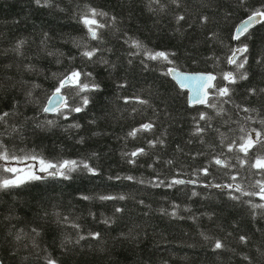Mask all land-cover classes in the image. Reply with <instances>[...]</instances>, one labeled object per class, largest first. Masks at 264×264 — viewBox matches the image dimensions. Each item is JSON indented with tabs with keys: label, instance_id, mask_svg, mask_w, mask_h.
I'll return each instance as SVG.
<instances>
[{
	"label": "trees",
	"instance_id": "trees-1",
	"mask_svg": "<svg viewBox=\"0 0 264 264\" xmlns=\"http://www.w3.org/2000/svg\"><path fill=\"white\" fill-rule=\"evenodd\" d=\"M261 5L264 0H50L47 5L43 0H0V113H14L0 124V143L17 156L84 161L97 170L93 175L80 168L68 179L45 176L0 190L4 264H47L48 258L57 264H264V210L246 203L264 201L205 187L231 183L238 173V182L253 191L251 182L260 178L254 170L240 168L238 154L225 145L239 142L241 128L264 130V24L250 30L248 79L231 86L230 102L217 103L224 109L221 114L190 106L188 92L164 75L173 66L218 79L234 70L227 58L239 42L231 37ZM88 8L108 13L97 18L108 25L101 30V42L90 40L78 22ZM179 15L185 19L177 23ZM129 38L152 51L175 53L174 65L148 61L143 53L131 55L136 49L126 43ZM20 41L24 43L17 49ZM92 47L101 49L96 57H81ZM73 70L91 73L101 90L90 94L84 111L67 119L44 113L59 79ZM63 91L69 103H80L74 89ZM200 112L211 117L200 126L211 127L197 136L194 118ZM145 123L153 129L128 136ZM159 140L163 144H149ZM140 148L146 154L129 163L126 154ZM253 152L264 154V147ZM214 157L236 167L210 166ZM10 162L15 161H0ZM205 167L210 174H198ZM173 179L197 183L166 187ZM160 181L164 184L154 186ZM103 195L125 199L102 201L98 197ZM105 218L112 222L106 225ZM97 232L98 239L88 237ZM81 235L87 238L79 240ZM217 240L222 249L214 248Z\"/></svg>",
	"mask_w": 264,
	"mask_h": 264
},
{
	"label": "snow or ice",
	"instance_id": "snow-or-ice-1",
	"mask_svg": "<svg viewBox=\"0 0 264 264\" xmlns=\"http://www.w3.org/2000/svg\"><path fill=\"white\" fill-rule=\"evenodd\" d=\"M50 0H43V4L47 5ZM156 3H159V0H155ZM173 3L178 4L179 0H172ZM245 0H240V3L243 4ZM37 4H41L42 0H36ZM108 13L97 10L95 8H88L87 11L81 14L78 22L84 27L86 30V35L90 38V40L102 41L101 30L106 28L108 25L106 23L101 22V20L97 19L98 17H107ZM177 23L184 20L185 17L183 15H179L177 18ZM207 19L206 17L204 18ZM112 21H115V17L112 18ZM264 24V5L254 9L241 23L235 28L234 33L231 37L234 41L239 42L238 46L234 47L231 50V55L227 58V63L229 65L234 66V70H229L226 72H222L219 74V79L217 75L212 73H197V74H189L179 71L176 67H168L164 72L165 76H170L176 83L179 85L180 89H187V101L190 106L195 105H203L207 108L216 109L217 114H221L224 109L217 108V103H228L230 102V98L233 92L232 85L238 83L241 80L248 79V73L245 71V67L248 64V57L246 53L249 51L247 39L251 38L250 30L258 25ZM24 41H20L17 45V49L22 46ZM126 43L130 44L131 48L136 49L135 53H131V55H138L143 53L144 57L148 61H157L159 64L164 65H174V61L171 59L175 53L166 52V51H152L148 49L141 41L134 40L129 38ZM79 47V45H77ZM101 49L97 47L85 48L81 51L80 55L87 60H92L97 56V53L100 52ZM243 57V59H241ZM103 63H107L106 60L102 61ZM131 63V61H129ZM141 63H145V59H141ZM83 77V79H82ZM125 85H119V87H124ZM74 89L75 95L80 97V103L73 105L69 103V97L64 93V89ZM101 90V85L95 82V79L92 77L91 73L81 72L80 70H73L68 74L64 75L59 79L58 85L52 93L51 97L47 100V105L42 108L44 113H56L59 116H63L65 119L71 113H80L84 111L89 103H90V94L92 92H97ZM250 93H255L256 89H250ZM264 91V90H261ZM31 95V93H29ZM138 99V98H137ZM127 102V99H126ZM140 103H147V101L139 100ZM239 107V106H237ZM242 111L249 112L252 111L248 108H243ZM14 113L3 112L0 113V124L7 123V119L10 116H13ZM246 119L251 120L252 117H246ZM196 120V127L193 132V135L201 136L208 127H211L210 123H208L205 127L200 126V121H210L211 117L208 116L207 112H200ZM49 124L53 123L52 121H48ZM260 123L264 125V119L260 120ZM71 127L79 128V124H73ZM154 125L152 123H145L141 125L139 128H136L128 133V136L135 138L139 133L148 132L153 129ZM240 131L244 133L241 135L237 142L234 140L232 143L225 145L228 152L237 153V163L240 168L248 167L250 170H254L255 175L260 177L259 179H255L251 182V187L254 189L253 191H246L241 183L238 182L239 174H235L231 176V183L228 184H208L205 187H216L221 189H228L230 192H239L241 196H254L259 197L261 201H264V154L257 155L253 152V149H257L259 151L262 147H264V130L258 129H250L245 131L244 128H241ZM82 142V141H81ZM163 144V140L159 141H149V144L152 147H155L156 143ZM223 143V141H222ZM145 149L140 148L138 150L132 151L128 155L129 163L135 164V158L140 155H145ZM242 154V155H240ZM27 160L35 161L37 163L30 164L26 168L18 169L16 167H12L10 164L0 163V190H7L14 187H19L25 183L35 180L45 179V176H41L38 173H47L48 176H61L65 179L70 177V174L77 169H84L88 173L93 175L97 174V170L93 167H90L84 161H75V160H64L59 163H53L50 161H46L41 157H38L36 154L25 155V156H17L15 153H10L6 147L2 143H0V161H16L18 163H24ZM171 163V161H169ZM210 166H219L220 168H235L236 165L231 164L226 159H221L219 157H214L210 162ZM4 173H9L12 175L5 176ZM198 174L209 175V170L207 167L199 170ZM119 179V177H117ZM128 180L134 179L129 176L126 177ZM196 184V180L185 181L183 179H173L170 183L165 185L166 187H174L175 185L182 184ZM164 182L160 181L158 184L154 186H161ZM193 195H197V193L193 192ZM241 196L231 195V198L234 200H240ZM84 200H90L92 197L82 196ZM102 201L107 200H115V199H125L124 196H112V195H103L98 197ZM142 203V202H141ZM249 204L250 208L253 210L261 209L264 210V203H254L252 200L246 201ZM121 208H116V212H121ZM175 213H173L174 215ZM264 215V211L260 213ZM111 218H105L103 223L110 224ZM73 227L79 228V225H73ZM33 231H36L33 229ZM88 237L91 238H99L100 233H88ZM87 237L81 235L79 240L86 239ZM207 239V237H205ZM17 239H20L17 236ZM77 240V243H79ZM241 242L246 243L247 238L245 236L240 237ZM224 247L223 243L220 240L215 241L214 248L222 249ZM247 259V258H246ZM0 264H3L0 261ZM47 264H57L52 258L47 259Z\"/></svg>",
	"mask_w": 264,
	"mask_h": 264
},
{
	"label": "rangeland",
	"instance_id": "rangeland-1",
	"mask_svg": "<svg viewBox=\"0 0 264 264\" xmlns=\"http://www.w3.org/2000/svg\"><path fill=\"white\" fill-rule=\"evenodd\" d=\"M37 162L35 161H25L24 163H18V162H10L9 164L12 166V167H16L18 169H23V168H26L28 165L30 164H35ZM39 175L41 176H45L47 173H38Z\"/></svg>",
	"mask_w": 264,
	"mask_h": 264
},
{
	"label": "water",
	"instance_id": "water-1",
	"mask_svg": "<svg viewBox=\"0 0 264 264\" xmlns=\"http://www.w3.org/2000/svg\"><path fill=\"white\" fill-rule=\"evenodd\" d=\"M259 25V24H258ZM257 26V25H256ZM256 26H254L253 28H255ZM252 28V29H253ZM251 29V30H252ZM179 71H181V70H179ZM181 72H184V71H181ZM184 73H189V72H184ZM189 74H197V73H189ZM213 74V73H212ZM175 81V80H174ZM176 82V81H175ZM183 90H185V91H187V89H183ZM188 92V91H187ZM197 106H203V105H195V106H192V107H197ZM47 114H49V115H51V114H54V113H47ZM0 261H2L1 260V258H0ZM3 262V261H2ZM4 264V263H3Z\"/></svg>",
	"mask_w": 264,
	"mask_h": 264
}]
</instances>
